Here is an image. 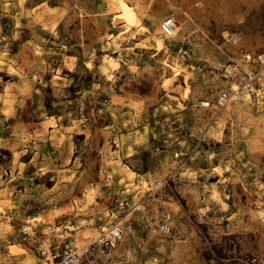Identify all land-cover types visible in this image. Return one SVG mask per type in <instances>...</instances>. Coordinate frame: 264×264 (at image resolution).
<instances>
[{"label": "rangeland", "instance_id": "1", "mask_svg": "<svg viewBox=\"0 0 264 264\" xmlns=\"http://www.w3.org/2000/svg\"><path fill=\"white\" fill-rule=\"evenodd\" d=\"M166 1L128 0L143 27L118 46L113 0H0V264L64 254L68 224L117 222V245L94 240L77 264H264V82L227 71L224 35L264 37V0L229 25L214 14L238 0H180L190 30L160 52L162 23L141 6ZM108 54L119 65L105 73ZM165 54L190 74L174 96Z\"/></svg>", "mask_w": 264, "mask_h": 264}, {"label": "bare ground", "instance_id": "2", "mask_svg": "<svg viewBox=\"0 0 264 264\" xmlns=\"http://www.w3.org/2000/svg\"><path fill=\"white\" fill-rule=\"evenodd\" d=\"M238 1L241 3L240 4L237 3L236 4L237 7L234 10H232V6H231L232 2L231 3L229 2L230 5L228 4V6L222 7L220 12L215 13L214 15L217 16L218 18L220 16V18H222L225 21L224 24L229 25V23H231L230 21H232V23L234 22L235 24L242 23V21H244V18H245L244 16L246 14V13L244 14L242 12V5L248 4L249 6H252L254 0H238ZM216 3L217 2H215V4ZM141 11H142V13L147 14L148 16H151L152 18H154L155 21L162 23V24L168 18H173L174 20L177 21L175 31L171 35L161 34L157 37V48H158V51L160 50V52L169 46L168 40L175 39L179 34L186 35L190 30V25H191L190 22L192 20V17L188 13V11L185 9V6L180 2V0H167L166 3H161L157 9H155V8L152 9L150 6H141ZM111 14L113 15V21H115L116 26H118L120 28V32H122L121 34H117V35L115 34V37H114V39H115L114 41L118 44V46L121 45L122 41H124L123 36H122L123 32H129L134 28L143 27V24L141 23L142 18H140V15H139L138 11L136 10V7L134 5H132L131 3H129L128 0H113V6L111 7ZM226 21L228 23H226ZM161 27H160V30H161ZM109 35L112 36V34H109ZM224 35L226 36L228 43H230V45L235 48V52H234L235 55L233 56V61L235 62V64L227 65V71H229V72L231 71L232 73H235V71L238 70L242 74L249 76L250 79L254 78L256 75H258L261 78V80L264 82V37H262L258 34L255 35V37L251 36V35L245 36V35H241L238 33L235 34L233 32L232 33L231 32H225ZM110 36H109V39L111 38ZM119 60H121V59H119ZM163 62L165 64V68H166V72H165L166 75L164 76V86H165L166 90H168L169 94L171 96H174L172 94V91L175 88V81L177 80V78L184 75L185 78L188 79L190 74H189L187 68L179 61V59L178 60L169 59V57L166 55L165 57H163ZM104 64H105V66H104L105 73L111 71L110 70L111 68H117L119 65L117 58H115L114 56H111L110 54L106 55ZM178 88L181 89L179 86H178ZM232 88L234 89V93H233V98H231V101L225 100L223 98V103L226 104V102H227L228 106H230V107H231V105L240 103L239 94L242 93V91L239 87V84L237 82H233ZM182 90H183V97L187 98L190 94L189 86H185ZM258 91H259L258 95L260 96L261 95L260 92L262 91V89H258ZM179 93H182V92H179ZM176 97H177L178 103H182V100H181L182 96H176ZM244 98L247 102H248V100H252L253 99V93L248 90V92L246 93ZM203 104L206 106L211 105V103H209L207 101H205ZM115 158H116V156L114 154L110 155V159H115ZM158 184L163 185V181H160V183L158 182ZM94 192H95V189L93 188L87 193V198L90 201H92L94 199L93 198ZM221 194H222V192H221ZM219 201H220V199H219ZM251 210H257L256 207L254 206V204L251 205ZM154 216H155V213H154ZM156 222H157V220H156ZM3 223H5V222H3ZM255 226L257 228H260V230L262 232V236L264 237V227H262L260 225H255ZM66 227L68 228L67 232H62V233L59 232L57 234H58V236L60 235L61 239H63V240H66L67 237L73 236V242L76 244V246H74L71 243H68L66 245H68L70 247L72 246L75 249H77L79 251L80 257L83 256V253H85L87 250H89V248H90L89 246L94 242V240L99 241V239L102 235L100 233L99 229L96 227L84 229V230L80 229L78 231H76L77 226L75 227V225H73V224H68V225H66ZM121 228L122 229L124 228L123 223L117 222L116 224L112 225L110 228H107L108 229L107 231H109L108 232L109 235H111L112 232H115L116 234H122V232L120 231ZM29 229L30 230L32 229L31 225L29 226ZM105 229H106V227H105ZM75 231H76V233H73ZM110 231H112V232H110ZM66 233H69L71 235H66ZM185 238H187V237H185ZM185 241H187V240H185ZM36 264H41V262H36Z\"/></svg>", "mask_w": 264, "mask_h": 264}, {"label": "built area", "instance_id": "3", "mask_svg": "<svg viewBox=\"0 0 264 264\" xmlns=\"http://www.w3.org/2000/svg\"><path fill=\"white\" fill-rule=\"evenodd\" d=\"M177 21L173 18H168L166 21L162 24L163 32L166 35H171L176 28ZM251 89H254L252 84L249 85ZM227 95H225L224 99L226 100ZM120 231L122 234H116L115 232H112L111 235L108 234L109 231H106L103 233L99 239L100 243L102 244L104 249H112L117 245V243L123 238L124 232L121 228ZM64 254H58L52 252V255L48 257V253L51 252V250L42 249V256L43 260L41 261V264H77L81 262V257L79 254V251L75 249L74 247L66 246L64 248Z\"/></svg>", "mask_w": 264, "mask_h": 264}]
</instances>
